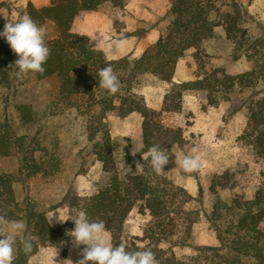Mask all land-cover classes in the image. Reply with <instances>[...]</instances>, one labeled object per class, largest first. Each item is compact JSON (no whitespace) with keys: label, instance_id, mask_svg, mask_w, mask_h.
I'll return each mask as SVG.
<instances>
[{"label":"trees","instance_id":"trees-1","mask_svg":"<svg viewBox=\"0 0 264 264\" xmlns=\"http://www.w3.org/2000/svg\"><path fill=\"white\" fill-rule=\"evenodd\" d=\"M110 2L121 6L124 0H50L48 5L25 6L24 14L39 26L52 24L54 34L45 36L50 55L43 65L45 71L28 73L27 82L51 86V106L55 112L74 110L81 119L84 133L90 142L89 152L102 163L103 180L94 193L73 195L71 205L85 211L91 221H102L110 234L113 246L128 245V251L151 249L159 264H264V181L251 198L234 197L229 202L217 194L210 215L216 231V245L196 246V255L178 257L173 247L190 245L191 226L198 212L185 208L187 191L158 177L150 165L142 162V170L121 174L114 158V140L107 121L110 112L125 117L132 112L142 117V148L140 154H149L154 145L164 151L178 145L183 148L185 137L180 127H171L162 120L164 112L181 110L184 92L202 90L207 103L218 105L231 101L237 91L247 92L246 123L240 140L264 160V31L244 34L247 12L239 0H169L163 15L166 21L158 39L139 56L127 53L109 59L105 52L94 47L85 34L72 31V25L82 11L98 10ZM0 1V8L5 6ZM251 18V16H249ZM222 27L234 44L235 52L243 51L249 58L247 70L234 71L231 66L212 67L202 77L191 81H176L174 73L179 59L191 47L199 54L202 45ZM14 53L0 43V86L10 89V64ZM234 60V59H233ZM111 66L120 88L109 94L99 86L98 72ZM151 74L169 85L160 109L149 107L144 96L136 90L139 78ZM29 80V81H28ZM7 96V95H6ZM8 97L3 98L7 102ZM7 106L3 111L7 112ZM25 122L32 120L30 108L23 103L15 109ZM8 115V114H7ZM9 117L0 130V154L12 155ZM60 149L54 145L44 148L41 159L32 156L30 174L56 173L61 169ZM150 157V154H149ZM12 173H0V216L6 221H22L25 230L16 237L12 264H29L30 258L42 246H61L70 239L63 225L53 226L43 210L34 209L30 200L20 201L16 195ZM140 207L149 214L143 235L124 240V224L129 212ZM29 238L32 251L25 254L20 241Z\"/></svg>","mask_w":264,"mask_h":264},{"label":"rangeland","instance_id":"rangeland-1","mask_svg":"<svg viewBox=\"0 0 264 264\" xmlns=\"http://www.w3.org/2000/svg\"><path fill=\"white\" fill-rule=\"evenodd\" d=\"M4 2L6 5L0 13V31H3L6 17L15 21L25 16V6L29 1L25 4L10 0ZM239 2L247 12L244 34H261L264 31V0ZM169 6V0H124L121 6L107 2L95 12L80 13L73 22L72 31L80 34L81 31H88L84 33L88 37L95 35L98 39L92 41V45L104 51L109 59L127 53L137 57L158 39L166 24L163 15ZM44 29L45 36L54 34L52 24L47 23ZM102 38L101 43L95 45ZM119 38L124 40V47H115L113 42ZM0 43L10 48L3 37H0ZM201 51L197 54L194 47L187 50L177 63L174 80H195L217 66H231L234 71H244L250 65L243 51L235 52L234 44L221 26L202 45ZM17 59L18 56L14 54L9 67L13 80L10 89L0 86V130L5 131L4 119L8 116L12 133L10 142L16 153L0 154V173H12L16 177L14 187L20 201L26 203V199L30 200L34 209L45 211L53 226L63 225L70 232L75 224L69 218H75L81 211L79 207L71 205L70 199L73 195L83 197L95 192L103 180L102 163L89 152L90 142L76 112H55L51 106L49 83L27 82L28 73H18L19 69L15 66ZM168 89L166 82L151 74L141 76L136 85V90L144 96L146 104L155 109L161 108ZM247 94L237 91L232 94L231 101L222 100L214 106L207 103L206 91L189 90L184 92L180 111L164 112L162 115L166 125L182 129L186 144L183 148L175 144L165 149V152L170 153L169 163L162 174H156L184 188L188 194L184 197L185 208L198 212L191 226L190 245L173 247L178 257L196 255V246L218 243L209 218L216 194L228 202L234 197L251 198L264 181V160L257 157L239 138L246 123L247 105L243 104L247 102ZM5 97L8 100L4 103ZM18 103L30 108V122L23 121L17 110H14ZM5 105L7 112L3 111ZM107 121L120 173L141 171L142 162L151 166L149 154L141 155L138 152L133 156L131 153L133 143L140 149L143 145L140 114L132 112L121 117L116 112H110ZM54 145L60 149L61 169L47 175L41 172L30 174L31 157L35 155L41 159L44 148L48 150ZM194 148L201 158V167L198 171L186 173L179 166V161L185 155L192 154ZM59 214L66 221L59 222ZM149 218L145 210L134 207L125 219L124 240L129 242L136 236L141 237ZM105 235L111 240L107 231ZM83 247H74L70 237L61 246L40 247L30 258L29 264H76L82 258Z\"/></svg>","mask_w":264,"mask_h":264},{"label":"clouds","instance_id":"clouds-1","mask_svg":"<svg viewBox=\"0 0 264 264\" xmlns=\"http://www.w3.org/2000/svg\"><path fill=\"white\" fill-rule=\"evenodd\" d=\"M46 30L37 25L30 16H22L12 21L6 17L3 31H0V37H3L12 52L18 56L15 60V66L18 67V73L27 74L43 73L50 49L45 43ZM102 36V34H100ZM103 37V36H102ZM89 39L92 41L98 38L93 35ZM95 45H99L101 41ZM115 47H124V40L119 38L114 42ZM11 67V66H10ZM100 77L99 86L109 94H116L119 91L120 84L117 76L114 74L111 66L105 67L98 72ZM141 152L140 147L133 143L131 153L133 156ZM151 158V167L157 174L164 172V167L169 163L170 153L163 151L159 145L154 144L149 149ZM177 163V161L175 160ZM139 163L137 164V167ZM179 166L186 173L198 171L201 167V158L194 148L192 154L185 155L179 161ZM74 221V228L69 232L74 247L84 245L82 258L76 264H159L155 254L151 249L138 251H128V245L120 243L113 246L108 236L105 235V224L102 221H91L85 211H80L75 218H69ZM68 220V219H67ZM59 222L66 221L60 214ZM25 224L22 221L8 222L4 216H0V264H12L14 260V245L16 237L25 230ZM22 251L28 254L32 251V242L25 237L20 241Z\"/></svg>","mask_w":264,"mask_h":264},{"label":"crops","instance_id":"crops-1","mask_svg":"<svg viewBox=\"0 0 264 264\" xmlns=\"http://www.w3.org/2000/svg\"><path fill=\"white\" fill-rule=\"evenodd\" d=\"M1 2H4V0H0ZM10 1H12V2H14V3H18V4H25V3H27L28 1H30V2H32L36 7H42V6H44V5H48L49 3H50V0H10ZM4 8V6L2 7V8H0V13H1V11H2V9ZM89 11H91V12H95L94 10L92 11V10H87V11H82L81 12V14H83V13H89ZM87 16V15H86ZM91 16H92V14H91ZM77 17H79V16H77ZM76 17V18H77ZM81 33L82 34H84V33H88V31L86 32V31H81ZM90 33V32H89Z\"/></svg>","mask_w":264,"mask_h":264}]
</instances>
